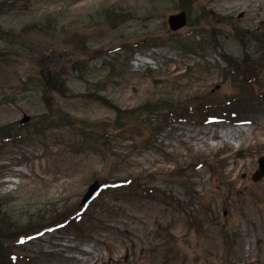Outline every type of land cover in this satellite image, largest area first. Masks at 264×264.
I'll list each match as a JSON object with an SVG mask.
<instances>
[{"label": "rangeland", "instance_id": "obj_1", "mask_svg": "<svg viewBox=\"0 0 264 264\" xmlns=\"http://www.w3.org/2000/svg\"><path fill=\"white\" fill-rule=\"evenodd\" d=\"M181 11L187 23L173 31ZM263 39L264 0H0V128L22 134L0 148V212L24 228L82 206L96 226L88 237L47 228L14 254L264 264V176L253 179L264 97L248 99L230 67L251 57L264 92ZM48 73L62 91L46 86ZM172 107L189 118L156 132L149 111ZM96 180L112 186L83 206Z\"/></svg>", "mask_w": 264, "mask_h": 264}, {"label": "trees", "instance_id": "obj_2", "mask_svg": "<svg viewBox=\"0 0 264 264\" xmlns=\"http://www.w3.org/2000/svg\"><path fill=\"white\" fill-rule=\"evenodd\" d=\"M263 40L262 43L264 45ZM249 59L250 62L244 59L246 63L243 65V67L235 63H233L232 66L230 67H232V69L236 71L237 76L238 75L242 76V81L245 82V84L250 88L249 94L251 95V97H249L248 99L259 98L260 96L264 97V92H261L260 86L257 83L258 78L255 76V73L257 72L251 69L252 67L251 62L253 61L251 57ZM43 80L46 86H48V88H50L51 90L62 91L60 90V87H62L63 84L58 83V81H56L57 79L54 78L51 73L45 74ZM255 86L258 87V89H256ZM226 104L229 105V103ZM241 106H242L241 104L236 106L231 105V111L236 112L237 109H239ZM224 109L225 107L223 108L219 107L220 111H225ZM178 110L180 109L172 107L167 109V111L163 113L162 110L160 109L155 110L157 113L149 111V118H148L149 121L152 119L154 115H157V117H155L156 119L153 120L154 123L151 122L153 125V129H155L156 132L160 133L168 126H170L173 122H175L176 119L183 121L189 118L187 114H183V111L181 112ZM198 111L203 117H206V116H210L212 110L210 109V106L202 105L200 108H198ZM188 112L191 114L189 109ZM21 137H22L21 133L19 132L12 133L11 131H9V127L0 128V148L3 142L4 143L15 142L18 139L20 140ZM123 183L128 184L129 189H131L133 192L137 191V189L141 188V186L143 188V185L137 179L129 178L123 181ZM145 191L147 195H151L150 189L145 188ZM93 219H94L93 214L91 215V213L87 212L84 209V207L79 206L76 209L74 208L63 212L61 211L55 213L47 220H45V218L42 217L36 219L35 221H30L23 228V226L18 227L17 223L10 220V217L6 213L1 214L0 212V264H31L33 262L31 256L23 254L21 257L19 255L14 254L13 244L16 242L23 243L29 239H32V237H36L39 233H41L47 228L68 226L72 228V230H74V232L79 236L88 237L96 229V226L93 225L94 223Z\"/></svg>", "mask_w": 264, "mask_h": 264}, {"label": "water", "instance_id": "obj_3", "mask_svg": "<svg viewBox=\"0 0 264 264\" xmlns=\"http://www.w3.org/2000/svg\"><path fill=\"white\" fill-rule=\"evenodd\" d=\"M168 22L170 24V27L173 31H177L184 27L187 23V15L185 11H181L176 14H172L168 18ZM29 120L28 117H25L21 120V123H25ZM259 168L253 175V179L255 181L259 180L264 176V156L259 158ZM104 184H102L100 181L96 180L94 181L88 188L87 192L84 194L81 203L87 204L92 200V198L96 195L97 192H99L103 188Z\"/></svg>", "mask_w": 264, "mask_h": 264}, {"label": "bare ground", "instance_id": "obj_4", "mask_svg": "<svg viewBox=\"0 0 264 264\" xmlns=\"http://www.w3.org/2000/svg\"><path fill=\"white\" fill-rule=\"evenodd\" d=\"M228 131H230V129H228V130H222V132H221V136H222V137L229 136ZM231 137H232V135H231Z\"/></svg>", "mask_w": 264, "mask_h": 264}]
</instances>
